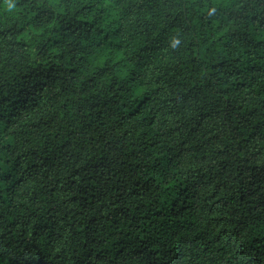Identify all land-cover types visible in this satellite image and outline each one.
I'll use <instances>...</instances> for the list:
<instances>
[{
    "label": "trees",
    "instance_id": "obj_1",
    "mask_svg": "<svg viewBox=\"0 0 264 264\" xmlns=\"http://www.w3.org/2000/svg\"><path fill=\"white\" fill-rule=\"evenodd\" d=\"M0 264H264V0H0Z\"/></svg>",
    "mask_w": 264,
    "mask_h": 264
},
{
    "label": "clouds",
    "instance_id": "obj_2",
    "mask_svg": "<svg viewBox=\"0 0 264 264\" xmlns=\"http://www.w3.org/2000/svg\"><path fill=\"white\" fill-rule=\"evenodd\" d=\"M215 11H216V9H215L214 6L211 7V8L209 9V12H210L211 14H214ZM180 44H181V39H180V37H179L178 35H173V36L170 38L169 47H170L171 49H173V50L178 49L179 46H180Z\"/></svg>",
    "mask_w": 264,
    "mask_h": 264
}]
</instances>
